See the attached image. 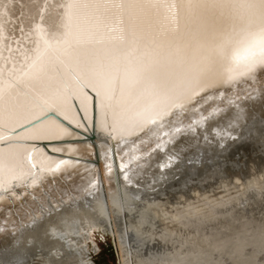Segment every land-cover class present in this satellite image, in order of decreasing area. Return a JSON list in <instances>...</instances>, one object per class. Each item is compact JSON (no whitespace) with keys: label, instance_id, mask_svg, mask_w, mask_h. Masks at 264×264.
I'll return each instance as SVG.
<instances>
[{"label":"bare ground","instance_id":"bare-ground-1","mask_svg":"<svg viewBox=\"0 0 264 264\" xmlns=\"http://www.w3.org/2000/svg\"><path fill=\"white\" fill-rule=\"evenodd\" d=\"M205 14L227 50L261 23L259 0L192 13ZM210 35L137 0H0V264L79 259L76 234L111 222L123 212L119 191L135 185L184 208L170 214V200H152L138 216L128 212L146 250L170 244L141 264H222L223 256L254 264L264 251V184L243 176L239 158L264 149V66L228 79ZM233 136L248 141L235 149L242 156L224 148ZM162 151L170 168L141 184ZM211 176L220 188L239 182L230 207L197 208L186 197L210 199L201 181ZM243 194L258 212L235 210ZM114 239L128 264L121 233Z\"/></svg>","mask_w":264,"mask_h":264},{"label":"rangeland","instance_id":"rangeland-1","mask_svg":"<svg viewBox=\"0 0 264 264\" xmlns=\"http://www.w3.org/2000/svg\"><path fill=\"white\" fill-rule=\"evenodd\" d=\"M247 142L248 141L246 139L242 138V139L238 140L237 137L233 136L230 139V141L227 144L224 145V148L227 151V153H231L233 151V153H235L233 155H235V156L238 155V157H239V155L241 154V153H239L241 151L240 149L242 147L245 148L246 145L248 144ZM236 148L237 149L240 148V149L238 151H236L235 150ZM259 150H261V149L259 148ZM165 152L166 151H162V152L159 153L160 157L156 159L155 166L147 173L148 175L146 174L149 177L144 178V179H142V178L139 179V182L141 184L145 185V182H148L149 180L153 179L155 174L157 172L159 173V170L163 169L161 167L160 163H161L162 159H164L163 157L165 156L164 155ZM161 155H164V156H161ZM244 155L246 157L240 155V156H242L241 157L242 159L239 158L241 160V162H242V163L240 162L241 163L240 169L242 171L245 169V171H246V173H244V171H243V176H246V175L252 176V177L255 176L256 179H258L257 181L260 183V185L264 184V181H262V180H264V176H263L264 175V171H263L264 170V149L262 151H259L256 154L251 155L250 157L248 155H246V154H244ZM233 157L234 156H232V154H230L229 155V161H232ZM257 159H263L260 168L256 167V163L251 164L249 162V160H257ZM218 164H216V165H218ZM253 167H256V168L253 169ZM169 168H170V166H164L163 170H168ZM248 168H250V170H254L255 172L248 170ZM259 169H261V170H259ZM224 171H225V176L227 177V175H229V173H227L226 170H224ZM252 173H253V175H252ZM217 178H218V176H216V177L215 176L214 177L211 176V177L207 178L206 180H202L201 181L202 188L204 187L202 189V191H204V193L206 195H208V198H210V199H208L206 201L199 202L198 199L200 197L195 196L192 193V191L186 192V197L190 200V202H192V203L194 202V204H192V206H196L197 208H202V207L210 208L211 205L216 204V206H218V208H220L221 207L220 204H222L225 207L226 206L230 207V203L233 202L235 199H237L239 197V193L241 192L239 190V188H238L239 187V182L230 183L226 187H221L220 188L217 185L218 184L217 182L214 183L216 181L215 179H217ZM230 180H232V182L235 181L233 178H231ZM234 184L238 185L237 188L235 187ZM138 187H139V185H135V187H134L135 192H134V189H133L134 193L132 192V190H130L131 187H129V186L127 188H125V191L124 190H120L119 191V199H120V201L122 200L121 203L123 205V212L118 213L116 216L113 214L112 215L113 217L111 216V222L108 219H106L104 221L101 218H99L97 220V224H99V225L94 227L92 229V231H88V232L87 231L86 232L80 231L78 234H76V237H78L81 240L79 242V245L76 246V251L78 252L79 259H77L75 261L72 260V261L68 262L69 264H74V263L75 264H89V263H91V264H119V257H118L117 247H116V240L114 239V235L116 234V232H118V233L120 232L121 233L122 241L125 242L126 246L128 247V262H127L128 264H141L143 258L144 257L146 258L147 254L148 255L157 254L156 252H164V251L168 250V248L170 247V244H168V243L166 245H164L163 243L157 244V242L155 240L151 243V245H153V246L152 247L150 246V250H149V247H147L148 250H146V248H145V246L143 244L138 243V241L141 242L142 240H144L142 238L143 236L142 237L139 236V237L135 238L134 232L132 230H129V228H128V217H127L128 216V212L130 214H132V215L135 214V216H138L139 215L138 211L141 212V211L145 210L146 203L148 205V203H151L152 200H154L155 202H157V201H160V202L166 201L167 202V199L169 197V195H167V194L156 193L158 190H155V192L153 191L152 194L144 193L145 192L144 190H143V192L140 193V190L142 191V189L138 188ZM127 193L130 195V197H129V195L127 196ZM261 197L262 198H259L257 200V202H258L259 205H263L264 206V189H263ZM241 198L242 199L238 202V206L236 207L235 210H240V211H243V212L244 211H248L249 214L252 213V212H258V210H257L258 208L257 207L259 205H257V202L254 203L251 200L247 199L245 194H243V196H241ZM126 199L128 201H126ZM214 199H216V200L214 201ZM169 200H170L171 205L167 206V207H164V208H166L170 214H174V213L175 214H179V215L182 214V210L184 209V208L181 209L182 206H183V204H182L183 200L177 199V201H176V199H174L172 197H171V199H168V201ZM154 201H152V202H154ZM128 202H129V204H128ZM179 202L181 203V205H180ZM248 202L250 204H248ZM125 203H127V207H129V209L131 211L129 209H126L127 207H126ZM246 203L249 205V207H248V205ZM253 204H255L254 208L252 206ZM198 205H199V207H198ZM176 208L178 210H175ZM245 208H247V209L245 210ZM251 208H252V210H251ZM133 211L136 212V213H134ZM191 211L192 210H190L189 213H192ZM204 211L205 210H203V212ZM170 214H168L167 216H170ZM105 222H107V223H105ZM106 224H108V225H106ZM110 225H111V227H110ZM168 225H170V224H168ZM83 234L86 235V236H84ZM245 254L246 255L248 254V250L246 251ZM257 255L255 256L256 259H254V261H255L254 264H256V263L257 264H259V263L262 264V262L264 261V251L261 252L260 254L258 253ZM221 260H220V262H222V264H232L233 263V262L230 263L231 260H229L227 258V256H223V258L221 257ZM32 263L33 264L38 263L37 259L35 258L32 261Z\"/></svg>","mask_w":264,"mask_h":264},{"label":"snow or ice","instance_id":"snow-or-ice-1","mask_svg":"<svg viewBox=\"0 0 264 264\" xmlns=\"http://www.w3.org/2000/svg\"><path fill=\"white\" fill-rule=\"evenodd\" d=\"M137 2L153 10L157 16L163 14L164 20L171 17L178 27L180 24L186 23L190 29L196 32L211 30V35L208 38L211 41L210 46L214 45L215 51L226 60L227 66L224 73L228 79L251 72L257 64L264 66V0H259L261 5L259 31L251 38L238 42L230 50H227V40L221 39L219 43L216 42L218 32L215 30L212 18L206 14L195 18L192 13L194 10H208L224 6L244 8L249 6V0H137ZM194 83L196 86L202 87L206 81H194ZM18 255L14 253L13 257ZM5 264H10V262L5 260ZM15 264H19L18 259Z\"/></svg>","mask_w":264,"mask_h":264}]
</instances>
